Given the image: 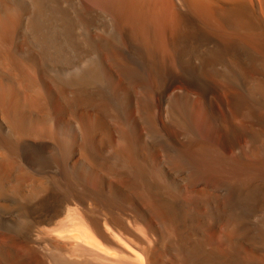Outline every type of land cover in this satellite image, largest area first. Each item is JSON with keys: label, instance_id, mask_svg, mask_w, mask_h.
Returning <instances> with one entry per match:
<instances>
[{"label": "bare ground", "instance_id": "1", "mask_svg": "<svg viewBox=\"0 0 264 264\" xmlns=\"http://www.w3.org/2000/svg\"><path fill=\"white\" fill-rule=\"evenodd\" d=\"M64 220L132 264H264V0H0V264Z\"/></svg>", "mask_w": 264, "mask_h": 264}, {"label": "rangeland", "instance_id": "2", "mask_svg": "<svg viewBox=\"0 0 264 264\" xmlns=\"http://www.w3.org/2000/svg\"><path fill=\"white\" fill-rule=\"evenodd\" d=\"M197 119H199L198 120L199 124L202 125L203 121H202V116L200 113H198ZM65 222H63L62 224H64ZM62 224H61L62 227L60 226V227L56 228V230H59V231L55 230L56 231L55 232L53 230H51V231L49 230L47 232L44 230V231L40 232L41 234L38 235L39 237L37 238L38 239L37 245L39 246V248L41 247L40 248L41 254L48 261V264H132L124 256H122L120 253H117L113 249H111V251L110 250L107 251V249H109V248L106 249V247H101V246H98V248H100V249H98L97 245H95L97 243L94 240H91L92 238L91 239H89L90 237L88 239L84 238V235H85L84 231H83L82 227L77 223L76 220L69 221L68 223L66 222L65 225H62ZM3 225L4 224H0V236L4 232V230H7L9 232H13L14 230L18 231V228H16V226L12 227L11 224H9L10 226L5 224L4 225L5 227H4ZM2 227H4V228H2ZM9 228H11V230ZM85 237H87V235ZM82 239H84L86 241H83ZM82 241H83V243L88 242L87 245H88V247L91 246V250L88 251L85 248L83 249V247H84L83 245L85 243L82 244ZM56 244H59L60 246L57 245V247H56ZM79 244L82 246H80ZM87 245H85V246L87 247ZM92 248L97 253L96 252L94 253V251H92ZM54 252H55V255H54ZM98 256H100V257H98ZM111 259H114V260H111Z\"/></svg>", "mask_w": 264, "mask_h": 264}]
</instances>
